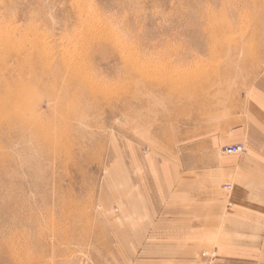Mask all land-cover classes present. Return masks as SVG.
<instances>
[{
  "label": "rangeland",
  "instance_id": "374dc122",
  "mask_svg": "<svg viewBox=\"0 0 264 264\" xmlns=\"http://www.w3.org/2000/svg\"><path fill=\"white\" fill-rule=\"evenodd\" d=\"M23 37L55 63L91 67L98 98H121L54 110L49 89L39 106L0 110V264H135L152 163L264 106V0H0V41ZM5 46L1 89L21 80L23 63ZM152 71L181 76L188 93L162 91ZM22 80L31 85L21 97H38L39 82ZM238 145L234 157L246 153Z\"/></svg>",
  "mask_w": 264,
  "mask_h": 264
},
{
  "label": "crops",
  "instance_id": "0c3cea01",
  "mask_svg": "<svg viewBox=\"0 0 264 264\" xmlns=\"http://www.w3.org/2000/svg\"><path fill=\"white\" fill-rule=\"evenodd\" d=\"M259 89L264 97V83ZM258 111L152 163L135 264H264V106ZM241 143V156L220 152Z\"/></svg>",
  "mask_w": 264,
  "mask_h": 264
},
{
  "label": "bare ground",
  "instance_id": "6f19581e",
  "mask_svg": "<svg viewBox=\"0 0 264 264\" xmlns=\"http://www.w3.org/2000/svg\"><path fill=\"white\" fill-rule=\"evenodd\" d=\"M223 31V29H216L215 32L211 34L210 38L212 40H215ZM96 38L98 39L99 37H93V39ZM93 41L95 42L96 40ZM98 41L104 42L103 40ZM0 46L8 47L12 52L15 51L16 53L15 56H13L14 53H11V57L7 56L5 59L9 57V59H11L12 57H16L23 62L22 67H20L21 72L19 74L21 80L15 82V84L13 83L8 85L4 82L6 81V79H8L7 75H10V72L3 73L2 75H4V77L1 75V79L4 80V87L2 89L0 88V110H20L21 107L29 105L32 102L35 104L37 103V105L39 106V104H41L40 101L42 98L40 97L42 93L47 92L49 89L56 97L57 102L60 103V107L58 108L57 106L54 110H83L81 106L86 103L90 104V106L92 107H100L109 102L111 103L110 105H112L115 103L113 101H116L117 97L119 96L117 93H111V96L113 97L109 100L107 99L106 101V98L104 96L98 94V98V87L97 84L93 81L95 79H92L91 76L87 75L91 73V70H89L92 69L91 67H87L86 64L85 66L87 69H85L84 67H80L76 62L77 58H75L74 60H62V63H55L54 59H52V57H50L47 53V50L45 49L46 46L44 44H39V42L32 41L28 37H23L22 41L18 43L12 39H5L0 41ZM186 57V54H177L173 56L171 60H174V62H183L184 60H186ZM252 57L253 56L248 57V60H251ZM34 63L39 64V67L37 69H32L31 66ZM56 73L58 74V77L53 78L52 76H54V74ZM24 75H31L32 79H36L39 82L38 97H21L22 90L30 88L31 85L30 82H26L27 80H22L24 78ZM190 77L191 76L187 78ZM151 78L154 79L159 86L163 87L161 89L162 91L172 92V94L177 95L188 93V90L187 93H185V89H179V83L180 85L182 84L181 76L178 78H174L168 75L167 71L163 72V74L155 73L152 71ZM191 84L189 85V87L191 86ZM190 88L193 87L191 86ZM194 89H196L195 86ZM14 93L16 96H19V98L17 99L18 104H16V102L14 101L13 107H9L6 98L13 97ZM119 98H121V96H119ZM206 102L207 99L199 102L196 100L194 103H192L193 105L197 106L194 110H197V108L200 107L202 108V106H206ZM212 105H215V102H213ZM218 105L219 103L215 106Z\"/></svg>",
  "mask_w": 264,
  "mask_h": 264
},
{
  "label": "built area",
  "instance_id": "2783aa9c",
  "mask_svg": "<svg viewBox=\"0 0 264 264\" xmlns=\"http://www.w3.org/2000/svg\"><path fill=\"white\" fill-rule=\"evenodd\" d=\"M242 151H243L242 145H233V146L228 147L225 150V153L229 155H236V154H240Z\"/></svg>",
  "mask_w": 264,
  "mask_h": 264
}]
</instances>
